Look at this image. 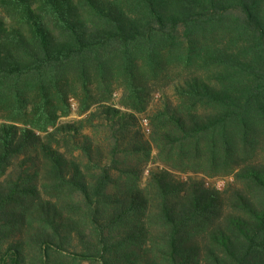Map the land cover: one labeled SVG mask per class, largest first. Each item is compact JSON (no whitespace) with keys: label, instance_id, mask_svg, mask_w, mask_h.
<instances>
[{"label":"trees","instance_id":"1","mask_svg":"<svg viewBox=\"0 0 264 264\" xmlns=\"http://www.w3.org/2000/svg\"><path fill=\"white\" fill-rule=\"evenodd\" d=\"M0 264H264V0H0Z\"/></svg>","mask_w":264,"mask_h":264},{"label":"rangeland","instance_id":"2","mask_svg":"<svg viewBox=\"0 0 264 264\" xmlns=\"http://www.w3.org/2000/svg\"><path fill=\"white\" fill-rule=\"evenodd\" d=\"M166 93L168 95H172V91L170 89H166ZM113 97H114V101H116V98L118 97V92L116 91L114 94H113ZM159 98H160V92H155L153 93L152 95V99H151V103H150V106L148 107V109L144 112H141V113H136V117H137V123L139 125V127L143 130L144 133H147L148 130H149V120H148V111H150V109H152L153 107H155V105L158 103L159 101ZM72 106L73 108L76 109L77 107V104L75 101H73L72 99ZM78 116L75 114V112L67 115V116H61L59 118V122H71V121H74L75 119H77ZM146 119V122H143L142 119ZM178 175L184 177L185 174H179ZM217 181H222V187L224 185V182H225V179L224 178H214L212 179V182H215V186H216V183Z\"/></svg>","mask_w":264,"mask_h":264},{"label":"built area","instance_id":"3","mask_svg":"<svg viewBox=\"0 0 264 264\" xmlns=\"http://www.w3.org/2000/svg\"><path fill=\"white\" fill-rule=\"evenodd\" d=\"M143 120V122H146V119L144 118V119H142ZM216 188L217 189H221L222 188V181H217V183H216Z\"/></svg>","mask_w":264,"mask_h":264}]
</instances>
